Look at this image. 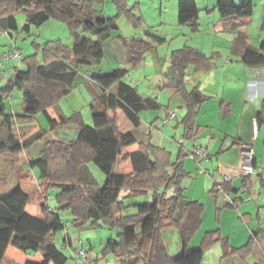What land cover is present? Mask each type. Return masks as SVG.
<instances>
[{
  "label": "trees",
  "instance_id": "16d2710c",
  "mask_svg": "<svg viewBox=\"0 0 264 264\" xmlns=\"http://www.w3.org/2000/svg\"><path fill=\"white\" fill-rule=\"evenodd\" d=\"M104 0H0V32H18L17 13L24 11L26 22L22 31L30 33L31 27L41 26L50 19L68 25L73 37L69 46L62 39L49 40L40 44L42 56H26L24 67H15V76L0 87V185L18 176L23 153L46 131L74 126L78 130L76 140L69 143L48 141L38 157L29 161L30 168H38L39 185L44 194L41 217L26 210L30 196L17 181L11 191L0 195V262L6 258L10 246L35 255L40 260H27L22 264H65L69 257L57 242V232L66 228L60 212L48 204L51 190L61 212L70 213V224L77 229L109 228L117 235L104 244L101 259L108 256L122 258L121 264H177L163 238L165 228H176L182 239V255L190 257L194 251L204 252L216 243L223 246V258H238L243 262L254 259L253 264H264V222L248 242L241 247H232L229 238L222 236L219 229L207 231L198 248L192 247V240L203 223L206 205L184 195V181L189 177L183 157L172 159V154L153 144H138L132 132H122L117 124L115 112L122 109L131 122L140 124L139 113L145 109H160L162 105L155 98L143 94L136 86L124 81L129 68L118 67L108 74L93 73L92 79L100 89V95L90 104L93 123L85 122L80 111L70 115L61 112L60 100L68 96L81 68L96 67L105 58V44L114 32L119 33L118 18L125 15L135 28L144 24L135 7H128L127 0H112L118 6V13L106 17L96 5ZM253 0H217L216 9L222 19L250 17ZM200 8L197 0H180L178 5L179 24L198 25ZM88 33L89 35H86ZM119 38L127 49V62L135 66L145 55L166 39L152 33ZM174 79L164 86L180 92L186 101V114L182 119L186 136L195 137L194 129L200 105L210 99L197 86L187 88L188 68L207 71L212 68L211 57L200 50L184 46L171 54ZM242 62L250 67H264V41L259 48L246 46ZM18 88L23 93L22 112L14 113L6 106L7 95ZM53 114V117L50 115ZM39 115L48 122V129H40L35 135L22 140L16 131V121H34ZM257 123L264 125V98L257 112ZM138 148L125 152L126 148ZM120 157L130 160V173L116 172ZM198 160L197 157H195ZM95 164L105 175L102 185L88 182L83 170ZM254 168L256 167L253 160ZM243 186L247 187L252 174H243ZM129 194L121 197L123 188ZM173 190L172 194L169 192ZM231 192H237L231 182H215L209 190L215 200L216 211L236 206L235 202L223 201ZM151 201L128 204L146 194ZM135 208V212L125 214ZM70 239H63V246ZM21 264V263H18Z\"/></svg>",
  "mask_w": 264,
  "mask_h": 264
},
{
  "label": "crops",
  "instance_id": "0c3cea01",
  "mask_svg": "<svg viewBox=\"0 0 264 264\" xmlns=\"http://www.w3.org/2000/svg\"><path fill=\"white\" fill-rule=\"evenodd\" d=\"M172 1L176 4V10L172 14V18L174 17V19H172L170 24L174 23L175 30L179 31L177 34L179 40L174 45L167 44L169 35L158 32L156 29L157 25H148L149 29L143 34L135 36H142L149 32L165 38L166 42L147 53L143 61L135 66H131L127 62V49L118 35L119 33L123 35L118 24L119 33L114 32L105 44L104 61L108 63V66L104 67V62H102L99 67L81 68L70 94H76L77 97L74 100H79V102L90 106L100 95V89L92 79L93 73L108 74L118 67L129 68V73L124 77V81L136 86L143 94L157 99L162 107L160 109H145L141 111L139 113L141 120L138 126H135L131 122L122 109H118L115 112L110 111V114L115 116L120 130L122 132H132L137 138L138 144H153L154 146L166 149L172 154L174 161L178 159L179 155L182 154L184 156L188 154L193 146H203L208 149V159L201 158L196 160L189 156L183 157L185 170L189 173V177L183 183V187L185 188L184 195L189 199L199 200L206 205L203 223L196 237L192 240V247L198 248L204 234L207 231L217 229L220 230L222 236L229 238L232 247H241L248 242L251 235L264 222V125L260 126L256 119L257 112L260 110L264 98V67H250L242 62V55L246 46L259 47L253 43V39L242 36L238 39L234 36V39L229 40L225 45L220 43L218 40L219 36H217L218 28L222 27L223 22L235 21L236 19L224 20L220 13L218 18L216 14L218 11L216 9L217 1L212 7L211 5L204 6L203 8L199 7L200 13L197 27L191 24H179L178 5L180 0ZM162 5L160 8L154 9L160 13L161 19H164ZM168 12L169 10H167ZM162 23L167 25L166 22ZM203 23L208 24L206 28L202 27ZM261 29H264V14ZM123 36L126 37L125 35ZM165 44L167 45L165 46ZM184 46H191L200 50L206 56L211 57L213 61L212 68L207 71L197 72L194 65H191L186 75V84L189 90L197 86L205 95L210 97V99L200 105L194 125V129L197 132L195 137L186 136L184 124L181 122L187 111L185 99L180 92L164 86L166 82H172L174 79V72L171 68V54L173 51L181 49ZM5 52L0 54V57ZM16 64L11 62L5 64L2 68L0 67V72H2L0 75L1 83H6L15 76ZM6 99L12 100L13 95H7ZM22 102L23 98L20 100V105H17L20 109L23 108ZM6 106L9 111L20 113L16 110L14 103L9 106L6 102ZM70 110H73L72 112L80 111L86 123H93V114L90 116L91 122L89 123L81 110ZM171 110L176 112L177 118L165 124L164 119ZM120 111L124 113L121 124L118 121ZM61 112L65 115L71 114L64 113L62 107ZM50 115L53 117V114L50 113ZM17 127L19 131H17ZM40 129H48L47 119L42 115H39L34 121H16V131L20 134L22 140L35 135ZM77 135L78 130L74 126L49 130L45 132L41 139L36 140L24 150L28 157L27 163L26 167L23 166L22 168L19 166L18 176H16L17 180L20 181V184L22 181L31 182L32 184L37 183L41 193L36 213L28 211L26 207L29 213L41 217V205L45 201L38 181L39 169L36 171L35 168H30L29 161L39 156L46 142L62 141L69 143L76 140ZM246 147L252 148L253 160H255L256 167L255 173L252 174L247 187H244L242 163L243 149ZM137 148L138 145H134L126 148L125 152L133 151ZM91 165L88 166V169L83 170V177L86 181L88 178V182L90 183L95 182L98 186L102 185L105 177L101 179ZM132 170L133 167L130 160H123V157H120L116 172L118 174H126L132 172ZM224 180L231 182L232 187L237 192H231L223 198V201L233 203L237 200V204L233 207H225L217 212L215 200L210 196L209 190L215 182H223ZM23 190L29 194L31 200L32 193L25 189ZM55 192V190H51L49 198L55 195ZM172 193L173 190L169 192V194ZM128 194L129 189L127 187L123 188L121 197L125 198ZM52 208L55 211L58 210L61 214L58 204ZM62 218L66 226L64 229L66 233L63 239L68 234L70 239H68L63 247L58 245L70 258V255L65 252L66 248L73 257V253L77 248L86 247L84 246V240L76 234L73 235V232L69 230L72 226L71 224L67 226L70 218L67 216H62ZM162 235L169 252L177 257V264L254 263L253 258H249L247 263L238 258H223L224 249L221 243L214 244L204 252L194 251L190 257H185L182 255V239L176 228H165L162 231ZM111 237L115 236L112 234L109 238ZM109 238L98 241V239L88 237L87 252L92 264L93 262L94 264H102L98 263L101 257H93L92 252L96 248L104 246ZM16 249L21 251L18 248ZM40 259L28 258L18 261L8 258L6 255V258L0 264H22L27 260ZM105 260L107 264H121L123 261L122 258L115 256H108Z\"/></svg>",
  "mask_w": 264,
  "mask_h": 264
},
{
  "label": "rangeland",
  "instance_id": "374dc122",
  "mask_svg": "<svg viewBox=\"0 0 264 264\" xmlns=\"http://www.w3.org/2000/svg\"><path fill=\"white\" fill-rule=\"evenodd\" d=\"M217 0H198V4L200 8H203L204 6L211 5V7L216 3ZM237 4L241 2V0H235ZM254 2V8L253 13L250 17H243L236 19L235 21H229V22H223L222 27L218 28L217 30V36H219V41L221 44H227L229 40H233L234 36L235 38H239L240 36L245 38L253 39V43L257 45V47H260L261 44L264 41V29H261V25L263 22V14H264V0H253ZM128 7H135L136 13L138 15H141L144 17V24L141 27L135 28L132 23L128 20V18L125 15H121L118 18V24L120 25V31L125 35L126 37H131L139 34H143L147 29H149L148 25H157V30L161 34H168L169 39H167V44H173L176 43L179 39L177 34L179 31L175 30L174 23L170 24L172 19V14H174L176 10V4L172 0H127ZM162 5L163 10V17L164 19H161L159 16V12L156 11L154 8L158 9ZM97 9H100L103 14L106 17H112L118 13V6L112 1V0H104L103 2H99L96 5ZM142 9V10H141ZM167 10L169 12L167 13ZM204 13V12H203ZM217 16L219 18V12L217 11ZM17 19H18V25L19 30L18 32H13L11 35L7 32H0V54H2L5 51H20L23 53V55L29 56L33 54H38L39 56H42V50L39 46L40 44H43L49 40H55V39H62L63 42L69 46H72L73 44V37L71 35V32L68 28V25L62 21H58L56 19H50L46 23L42 24L41 26H35L33 25L31 27L30 33H26L22 31L23 25L26 22V14L24 11H20L17 13ZM168 21V22H167ZM162 22H166L167 25L163 24ZM173 25V26H172ZM208 25V24H207ZM206 23L202 24L203 28L207 27ZM234 32V33H233ZM175 33V34H172ZM237 33V35H235ZM86 35H89L88 33H85ZM244 38V39H245ZM164 44V43H163ZM165 44V46L167 45ZM230 49V48H227ZM103 66L107 67L108 63L103 60ZM12 63H17L16 66L24 67L26 66L25 62L22 61H14ZM99 67V66H98ZM89 68V67H87ZM2 72H0L1 75ZM0 82V87H3L7 84ZM13 99H7L6 102L9 106L11 104L16 105V110L18 112L22 111V108L20 109V100L23 98V93L18 88L15 89L13 92ZM77 95L73 93V95L69 94L68 96H65L60 100V106L62 107L64 113H72L73 110L70 109H79L81 110L84 115L87 117V121L91 122V109L90 106L87 104H84L83 102H79V100H74ZM11 108V107H10ZM120 115L118 114V121L121 124L123 121L124 113L120 111ZM180 117V115H178ZM17 131H19V128L17 127ZM27 154L23 153V162L20 164V167L23 168L26 167L27 163ZM25 163V164H24ZM92 168L96 172V174L102 179V177H105L104 173L95 165L92 163ZM35 170L37 171L38 168L36 167ZM17 177H13L7 182H5L3 185H0V195H6L11 189L17 185ZM30 183V184H29ZM103 183V181H102ZM23 189L26 191H30L31 194V200L27 205L28 211H33L36 213L38 207H39V199L41 197V193L39 191V186L37 183H31V182H25L22 181L20 184ZM37 190V192H35ZM51 195V194H50ZM55 195H52V197L49 198V205L51 207L57 206L56 198H54ZM152 195L146 194L141 197H137L134 199H127L126 202L128 204L132 203H142L145 201H151ZM136 210L135 208H130L126 210L125 214H131L134 213ZM61 216H67L68 218L71 217V214L61 212ZM70 225V222H69ZM71 232H73V235L80 236L81 239L84 240V246L88 250V237H91L92 239H98L100 241L101 239L105 240L109 238L112 234L114 236L117 235V230H111L109 228H97V229H77L71 226L69 228ZM65 230H60L57 232V239L58 244L63 247L62 240L65 236ZM75 245V244H74ZM74 249V248H72ZM103 249V246H100L99 248H96L93 253V257L101 256V251ZM65 252L70 255V258L65 264H81L80 259L72 257L69 250L66 248ZM8 258H11L13 260L23 261L28 258L32 259H40V255H29L25 254L21 251H18L15 247H10L8 253ZM200 257V254H199ZM98 263L107 264V261L105 259H100ZM94 264V262H93Z\"/></svg>",
  "mask_w": 264,
  "mask_h": 264
},
{
  "label": "built area",
  "instance_id": "2783aa9c",
  "mask_svg": "<svg viewBox=\"0 0 264 264\" xmlns=\"http://www.w3.org/2000/svg\"><path fill=\"white\" fill-rule=\"evenodd\" d=\"M25 58L23 53L20 51H8L5 52L1 57H0V67H4L5 64L11 63L14 61H22ZM177 118V114L175 111L171 110L168 112L167 117L164 119V123L168 124L172 120ZM190 157L195 158L197 157L198 159H208L209 153L208 149L203 147V146H193L189 150ZM255 173V168L253 165V150L252 148H244L243 149V163H242V174H253ZM69 226V223L67 224ZM74 256L76 258L81 259L82 264H92L89 256L87 249L84 247L77 248L74 251Z\"/></svg>",
  "mask_w": 264,
  "mask_h": 264
}]
</instances>
